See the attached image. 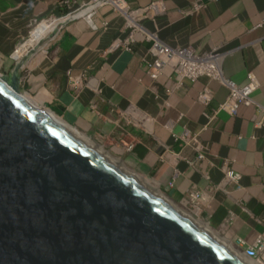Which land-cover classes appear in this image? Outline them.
Listing matches in <instances>:
<instances>
[{"label": "crops", "instance_id": "1", "mask_svg": "<svg viewBox=\"0 0 264 264\" xmlns=\"http://www.w3.org/2000/svg\"><path fill=\"white\" fill-rule=\"evenodd\" d=\"M151 1L156 0H128L133 7ZM59 2L0 0V64L12 67L15 48L40 21L61 13ZM160 2L163 10L144 18L143 27L172 47L192 46L198 52L219 47L226 77L241 84L248 71L255 75V104L240 105L235 115L218 110L228 92L225 86L202 76L184 79L177 87L170 67L153 82L147 73L153 55L140 34L131 51L109 49L126 35L123 16L109 5L99 7L92 22L82 17L68 21L31 59L23 88L78 131L100 137L129 170L145 176L173 202L193 186L207 189L221 181L227 160L240 174L239 187L212 192L198 218L229 247L244 250L257 234L264 236V125L258 122L260 106L264 108V0ZM194 3L201 6L194 8ZM37 31L28 46L35 44ZM21 49L26 52L25 44ZM203 86L213 94L207 105L197 100ZM130 104L147 116L138 126L126 120ZM184 129L192 134L187 142L180 138ZM167 151L173 155L162 161ZM198 152L204 158L195 166L182 159L193 160Z\"/></svg>", "mask_w": 264, "mask_h": 264}, {"label": "water", "instance_id": "2", "mask_svg": "<svg viewBox=\"0 0 264 264\" xmlns=\"http://www.w3.org/2000/svg\"><path fill=\"white\" fill-rule=\"evenodd\" d=\"M16 71L0 76V264H244L17 91Z\"/></svg>", "mask_w": 264, "mask_h": 264}, {"label": "clouds", "instance_id": "3", "mask_svg": "<svg viewBox=\"0 0 264 264\" xmlns=\"http://www.w3.org/2000/svg\"><path fill=\"white\" fill-rule=\"evenodd\" d=\"M111 6L114 11L119 12L124 19L123 25L124 28L126 29V35L122 40H115L114 42H112L111 46L109 47V49L111 51L113 50H117V49H124L127 51H131L132 50V46L133 44L137 41V35L140 34L142 36V38L149 42V52L151 53V55H153V61H151V63L148 65L147 67V73L149 78L154 82V80H156L161 74L162 71L165 67H170L173 71V80H174V84L178 87L181 85L182 81L184 79H189V80H195L199 77L202 76H206L209 79L215 80L216 82H218L219 84L225 86L228 90L227 95L225 97V100L220 102L218 105V110H223L226 111L227 113H229L230 115H235L238 111V107L240 105H245V106H250L252 104H255L254 100H253V93L255 92V90L259 87V82L256 79L255 75L253 74V72L248 71L246 74V80L245 82L241 83V84H237L235 83L232 79L226 77L223 74V71L221 69V62L223 60L224 57V51H220L219 47L214 46L212 48H210L209 50H205L203 52H198L196 51L192 46H186V47H178V46H169L167 45L165 42H163L158 35L156 34V32H151L146 30L143 25H142V20H144V18L151 16L153 14V16L162 11L163 10V4L162 2H160V0H156V1H151L147 6H142V7H133L129 4L128 0H117L116 2L111 1V0H84L81 2V4H75V0H60L59 2V6L61 7V13L58 15H52L42 21H40L37 25H39L41 22L47 21L49 19L52 18H60V19H64L63 24L60 26V28L54 33V35H52L50 37V39L48 40V42L45 45V48L47 46V44L61 31V29L64 27V25L70 21L73 20L74 18H78V17H82L85 20H87L88 22H92L93 17L95 16L97 10L99 7L101 6ZM199 6H201L200 3H194L193 7L194 8H198ZM152 16V17H153ZM37 25H35L33 28H35ZM33 28L28 32L26 38L21 42V44L15 48V50L12 53V56H16V60L12 63V67L10 69H8V74H9V80H10V76L13 75V69L15 67H17V71H16V75H17V80L20 79V75H21V71L22 69L27 68V70L30 69V67H27L24 62H25V58H27L28 56L31 55L30 51L31 49L27 50V52L23 53L21 55L22 52V45L25 44V42L28 40V38L30 37V33L33 30ZM130 37L133 38V40H130ZM154 41H157L159 43H161L162 45H164L165 47H167L168 49L172 50V51H177V50H185V52H187V50L191 51L193 54L195 55H199L202 56L204 54H208V53H216L218 56V69H219V79L217 78H212L210 76H207L205 74L203 75H198L195 78L189 77V76H180L177 72H176V64L173 61L170 64H165L162 68V70L160 71V73L156 76L153 77L151 75V69H152V64L155 60V54L152 51V46ZM36 60V59H35ZM35 60L33 61V63L35 62ZM33 65V64H32ZM31 65V66H32ZM175 66V67H174ZM26 70V72H27ZM249 75H251V80L249 79ZM0 76L2 77V74H0ZM25 79V78H24ZM224 80H230L231 82H233L236 86H244V85H249L251 84L253 86V88L251 89V91L248 92L247 94V98H246V102H238L235 104V106H233V110L232 108H230V106H226V107H222L223 104L227 101L228 96H229V88L228 86L223 82ZM24 82V80H23ZM84 85H89V80H85ZM92 87V85H91ZM17 91H19L17 89ZM23 91L27 92L28 94H30L26 89H24ZM167 91V89H166ZM20 92V91H19ZM26 93V94H27ZM206 93L207 95H209V100L207 102H204L201 98V94ZM31 95V94H30ZM32 96V95H31ZM212 92L210 90V88L208 86H203L202 89L198 92L197 94V100L204 104L207 105L210 100L212 99ZM155 99H158V95L155 94L154 95ZM34 99V98H33ZM34 101L39 105L40 103H38L35 99ZM166 103V102H165ZM41 105V104H40ZM39 105V106H40ZM43 109H47L49 111H51L55 116H57L52 110L48 109L47 107L41 105ZM40 106V107H41ZM94 109V108H92ZM260 115L258 117V122L261 125H264V108H262V106H260L259 109ZM125 115H126V120L129 123H132L134 126H138L139 124L142 123V121H144L146 119V115L143 114L142 112H139L138 109H135L131 104L128 106V108L124 111ZM58 118H60L62 121H64L67 125H69L73 130L84 134L86 137L88 136V138L92 141V143L89 144H95L96 141L101 143L102 142L100 140H102L100 137H98L100 140L97 139H93L91 138V136L78 131L76 128H74L71 124H69L68 122H66L64 119H62L60 116H57ZM125 133L124 131L122 132V134ZM180 138L182 140H184L185 142H187L190 138H192V134H190V132L187 129H184L182 134L180 135ZM95 142V143H94ZM87 144V143H86ZM88 144V145H89ZM91 145V146H92ZM96 145L99 148H95V150H98L100 153H102V155L107 158L110 159L107 155H109L110 157L112 156L109 153H105L104 149L98 145L96 143ZM93 147V146H92ZM132 147V144H125V149L126 150H130ZM106 149V148H105ZM107 154V155H106ZM173 154L171 152H165L164 155L161 157L162 161H165L166 159H168L170 156H172ZM111 158L118 160V162L120 164H122L127 170H129L123 163V161L115 155L112 156ZM204 158V155L201 152L197 153V156L195 159L190 160L187 158H182L184 159V161L187 163V165L189 166H195L196 163L200 160H202ZM119 163H115L118 164V166L120 167ZM121 168V167H120ZM122 169V168H121ZM123 170V169H122ZM129 174L130 175H136L139 180H141L145 186L149 189H152L154 191H157L159 193H161L163 196H165L169 201H171L161 190L155 188L145 176H141L139 174L134 173L132 170H129ZM222 171H223V178L221 181H219L218 183H214L211 184L209 188L207 189H198L196 186H193L191 189H189V191L186 193L185 196H183V198L178 202H173L175 205H181L182 209L187 211L189 213V215H191L192 218L197 219L198 221H200L202 223V225L200 224V226L204 227L206 230H208L217 241L221 242L223 245L226 246V248H229L230 250H232L233 252L238 253L239 256H241L242 258H246V259H250L251 261H254L257 264H264V236L261 234H257V236L255 237V239L252 241V243L247 246L244 250H234L231 247H229L226 243L222 242L219 238H217L216 234L207 226H205L203 224V222L198 218V215L200 213V210L208 203V201L210 200L209 198H211V194L212 192H215L217 190H221L224 192H228L227 187L228 186H233L234 188H238L239 187V181H240V174L238 172H234L229 166H228V162L227 160H223L222 162ZM231 172V174L233 175H237V179L233 180L230 178L226 177V172ZM178 174V170L177 168H174L173 171V177H175ZM147 181V182H146ZM149 185H148V184ZM192 195H197V198H192ZM176 205V206H177ZM180 208V207H179ZM257 240H260V242L262 244H260L259 242H257ZM263 245V246H262ZM261 246V247H260ZM250 251H253V254H250Z\"/></svg>", "mask_w": 264, "mask_h": 264}, {"label": "built area", "instance_id": "4", "mask_svg": "<svg viewBox=\"0 0 264 264\" xmlns=\"http://www.w3.org/2000/svg\"><path fill=\"white\" fill-rule=\"evenodd\" d=\"M130 40H133V38L130 37ZM152 51L155 54V60L151 69V75L153 77H156L160 73L165 64H170L174 61L176 64V67L174 66L176 68L175 70L180 76L195 78L198 75L205 74L212 78H220L218 56L215 52L199 56L193 54L189 50H187V52H185V50L172 51L157 41H154ZM251 77L252 76L249 75L250 80ZM223 82L228 86L230 92L227 101L222 107L230 106V108H232L238 102H246L247 94L253 88L251 84L247 86H236L230 80H224ZM201 98L204 102H207L209 100V95L206 93L201 94ZM226 177L236 180L238 176L227 171ZM192 198H197V195H192ZM257 242L262 244L260 240H257ZM250 254L252 255L253 251H250Z\"/></svg>", "mask_w": 264, "mask_h": 264}, {"label": "bare ground", "instance_id": "5", "mask_svg": "<svg viewBox=\"0 0 264 264\" xmlns=\"http://www.w3.org/2000/svg\"><path fill=\"white\" fill-rule=\"evenodd\" d=\"M111 1H114V2H116L117 0H111ZM49 20H51L50 22H48V24H45L44 22H41L35 29H33L32 31H31V33H30V37L29 38H31V36H32V33H33V31L35 30V31H37V33H36V35H37V40L35 41V44H33V45H30V46H28L27 45V41L25 42V46H26V52H27V50H29V49H31V51H30V53H31V55L30 56H28L27 58H25V62H24V64L28 67V64H29V62L31 61V59L35 56V55H37L38 53H40L41 51H43L44 49H45V45H46V43L48 42V40L50 39V37L52 36V35H54V33L60 28V26L63 24V22H64V19H60V18H52V19H49ZM40 30H42L41 32H40ZM40 33H43L42 34V36H38ZM35 35V36H36ZM28 38V39H29ZM21 93V92H20ZM23 96H25L27 99H29L31 102H33L35 105H37L39 108H41L42 110H45V112L47 113V114H49L51 117H53L54 116V114L51 112V111H49V110H47V109H43L42 107H40L35 101H34V99H32L30 96H28L27 94H23V93H21ZM55 120H57L59 123H61L64 127H66L68 130H70L72 133H74L76 136H78L81 140H83L85 143H87V144H89V143H92V141L89 139V138H87V137H84V136H82L80 133H78L77 131H75V130H73L70 126H68V125H66L60 118V120L57 118V117H55L54 118ZM93 147H95L96 149L97 148H99L98 146H96L95 144H93L92 145ZM105 156V155H104ZM108 156V155H107ZM109 157V156H108ZM110 159H109V161L110 162H112L113 164H115V163H119V162H117L118 160H115V159H113V158H111V157H109ZM116 165V164H115ZM119 165H120V167L123 169L122 171L123 172H125L126 174H129V170H127L122 164H120L119 163ZM146 189L147 190H149L151 193H153L155 196H157L159 199H161L162 201H164L166 204H168L170 207H172L174 210H176L177 212H179L181 215H183L185 218H187L190 222H192L195 226H200V224L202 225V223L200 222V221H198L197 219H194V218H192L191 217V215H189V213L188 214H186V213H184V212H182L181 210H179L178 208H175V207H173L171 204H169L167 201H166V199L159 193V192H157V191H153V190H150L149 188H147L146 187ZM165 199V200H164ZM170 203H172V202H170ZM203 226V225H202ZM221 240H222V238H220ZM228 250H230L229 248H227ZM230 251H232V250H230ZM233 252V251H232ZM234 254L236 255V256H238V253H236V252H234ZM242 261H243V263L244 264H257V263H255L254 261H251L250 259H246V258H242L241 256H238Z\"/></svg>", "mask_w": 264, "mask_h": 264}, {"label": "rangeland", "instance_id": "6", "mask_svg": "<svg viewBox=\"0 0 264 264\" xmlns=\"http://www.w3.org/2000/svg\"><path fill=\"white\" fill-rule=\"evenodd\" d=\"M51 20H47V21H45L44 23L45 24H48V22H50ZM21 55H22V53H21ZM16 56L17 55H15V56H13L12 57V62H14L15 60H16ZM26 70H27V68H25V69H22V71H21V75H20V79H18L17 80V89L21 92V93H23V94H26L27 92H25V91H23L24 90V88H23V85H24V83H23V80H24V78H26ZM8 65L6 64V63H4V62H2L1 64H0V74H2V78L4 79V80H9V74H8ZM27 95L28 96H30L32 99H33V97L30 95V94H28L27 93ZM40 105V104H39ZM41 106V105H40ZM42 107V106H41ZM43 111H45V110H43ZM56 116L54 115L53 116V118H55ZM88 137V136H87ZM92 138V137H91ZM93 139V138H92ZM95 143V142H94ZM96 143L98 144V145H100L103 149H104V152L105 153H109V154H111L112 156H114L115 157V155L114 154H112V153H110L107 149H105V147H104V145L103 144H101V143H99V142H97L96 141ZM96 143H95V145H96ZM97 146V145H96ZM107 155V154H106ZM109 156V155H108ZM111 156V157H112ZM110 157V156H109ZM116 160V159H115ZM118 162V161H117ZM147 182V181H146ZM148 184V183H147ZM149 185V184H148ZM161 194V193H160ZM162 195V194H161ZM163 196V195H162ZM165 199H166V201L169 203V204H171L173 207H175V208H178L179 210H181L182 212H184V213H186V214H188V212L187 211H185V210H183L182 209V206L181 205H175L174 203H170L171 201H169L165 196H163ZM164 199V200H165ZM180 207V208H179Z\"/></svg>", "mask_w": 264, "mask_h": 264}]
</instances>
